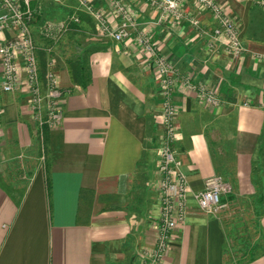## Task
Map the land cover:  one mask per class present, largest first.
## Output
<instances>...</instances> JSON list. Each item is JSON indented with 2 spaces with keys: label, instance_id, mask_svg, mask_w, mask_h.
<instances>
[{
  "label": "crops",
  "instance_id": "crops-1",
  "mask_svg": "<svg viewBox=\"0 0 264 264\" xmlns=\"http://www.w3.org/2000/svg\"><path fill=\"white\" fill-rule=\"evenodd\" d=\"M91 1L109 11L107 0ZM123 1L133 34L146 33L176 74L174 152L188 183V211L160 264H264V0H216L237 26L243 48L237 58L221 38H211L215 23L190 0L183 8L198 29L173 24L143 0ZM58 4L56 10L43 4L30 31L42 96L49 68L63 92L60 124L41 129L35 121L21 67L18 88L0 90V264H142L160 210L157 77L133 39L101 37L76 0ZM74 14L79 23L71 22ZM48 24L64 29L46 36ZM15 35L0 33V43ZM187 76L213 89L219 104L187 89ZM213 176L230 192L221 199L226 209L208 215L194 196ZM241 211L260 245L238 263L229 240Z\"/></svg>",
  "mask_w": 264,
  "mask_h": 264
},
{
  "label": "built area",
  "instance_id": "built-area-1",
  "mask_svg": "<svg viewBox=\"0 0 264 264\" xmlns=\"http://www.w3.org/2000/svg\"><path fill=\"white\" fill-rule=\"evenodd\" d=\"M39 0H0V33L15 32V38L0 43V63L2 79L0 90L3 93L15 91L20 83V67L23 69L30 97V107L35 121L41 129L56 128L62 120L61 101L63 92L55 74L50 70L45 74V94H41V83L37 64L36 46L30 31L34 10L31 3ZM61 3L65 0H53ZM78 11L91 17L95 31L101 37L115 43L133 39L136 45L151 59L158 81V95L161 108L162 134L158 145L157 174L159 177V216L155 223L156 240L154 246L144 257L142 264H160L166 256L170 241L177 228L187 217V196L189 193L187 179L181 171V162L174 152L178 138L175 124L177 109L173 104V89L176 79L175 71L167 58L161 55L157 46L142 31L133 34L134 17L123 0H107L108 12L96 8L91 0H76ZM162 17H168L173 24L187 21L194 28H199L198 20L185 13L183 4L186 0H143ZM194 7L207 12L215 23L211 38L219 40L224 49L233 57H240L243 48L234 19L226 14L216 0H190ZM71 22L79 23L74 14ZM64 25L48 24L45 35L52 36L61 32ZM183 85L197 93L200 99L209 105L217 106L219 100L213 89L196 86L192 77L183 78ZM45 104L46 115L41 117V108ZM230 192V186L220 176H213L204 181L202 191L194 197L201 212L216 215L226 209L222 196Z\"/></svg>",
  "mask_w": 264,
  "mask_h": 264
},
{
  "label": "rangeland",
  "instance_id": "rangeland-1",
  "mask_svg": "<svg viewBox=\"0 0 264 264\" xmlns=\"http://www.w3.org/2000/svg\"><path fill=\"white\" fill-rule=\"evenodd\" d=\"M43 4H49L48 6H50L49 8L52 10L58 9L57 5H59L53 0H50L49 3L47 0H40L39 4L38 2L31 3V7L35 10V20L40 17L41 14L39 9ZM50 12L52 13L53 11ZM47 18V23H59V20L55 21L52 18ZM69 18H66L67 22L70 20ZM250 221V216L247 212L241 211L234 222V226H232L233 229L230 234L229 246L231 248L232 258L236 259L238 263L249 261L255 256V253L258 252L256 247L258 244L260 245V235L258 230L254 228Z\"/></svg>",
  "mask_w": 264,
  "mask_h": 264
},
{
  "label": "trees",
  "instance_id": "trees-1",
  "mask_svg": "<svg viewBox=\"0 0 264 264\" xmlns=\"http://www.w3.org/2000/svg\"><path fill=\"white\" fill-rule=\"evenodd\" d=\"M73 76H74L75 80H77L76 79L77 76H76V71L75 70H73Z\"/></svg>",
  "mask_w": 264,
  "mask_h": 264
}]
</instances>
